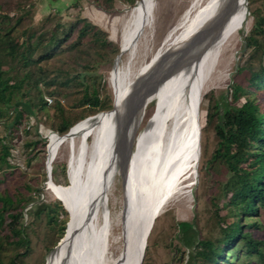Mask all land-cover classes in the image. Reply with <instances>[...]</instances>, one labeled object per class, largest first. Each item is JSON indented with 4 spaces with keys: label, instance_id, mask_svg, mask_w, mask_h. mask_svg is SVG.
<instances>
[{
    "label": "bare ground",
    "instance_id": "1",
    "mask_svg": "<svg viewBox=\"0 0 264 264\" xmlns=\"http://www.w3.org/2000/svg\"><path fill=\"white\" fill-rule=\"evenodd\" d=\"M157 2L140 0L121 17L120 49L129 60L110 74L114 108L82 122L67 136L50 138L47 187L68 209L70 221L48 264H143L156 218L176 197H188L198 180L204 96L226 44L245 21L247 1L192 0L151 62L134 69L136 51L153 38ZM209 27L214 33L205 42L203 32ZM197 41L199 47L194 46ZM155 102L158 111L142 135L119 213L123 230L114 255L109 196L138 124ZM63 145L70 157L66 188L52 178Z\"/></svg>",
    "mask_w": 264,
    "mask_h": 264
},
{
    "label": "rangeland",
    "instance_id": "2",
    "mask_svg": "<svg viewBox=\"0 0 264 264\" xmlns=\"http://www.w3.org/2000/svg\"><path fill=\"white\" fill-rule=\"evenodd\" d=\"M191 1L158 0L153 38L148 44L141 45L136 51L133 58L134 69H139L145 63L151 62L163 46L168 33L178 24L191 5ZM246 1L245 25L244 23L241 24L234 37L226 44L227 47L224 48L222 61L206 90V92H209L204 96L201 129L206 124L211 92H214L215 97L229 93V102L239 106L246 100L256 97L253 87L249 85V79L253 70L259 68L261 55L260 52L256 53L255 50L249 48L246 41L252 36L255 24V19L251 13L261 7L264 0L259 2L256 0L257 2L250 6L248 0ZM130 9L131 7L129 8L126 4V0H116L114 4H110L106 0H0V15H8L12 18L13 23L17 25L15 37L20 43L23 41L28 42L34 49L38 48L40 43L48 39L57 30L58 24L63 26L59 28L61 32H67L71 27H76L69 40L56 50L55 57L43 62L40 67L43 71H46L49 77L59 75L58 80L60 82L66 78L63 73H69L73 76H85V85L91 86L94 84L101 101L109 103L112 107L115 97L110 84L112 72L122 60L124 63L129 60V55L122 56L120 39L123 29L122 18ZM83 20L86 22H83ZM86 23H89L94 31L98 30L100 32L96 36L89 34L85 39L79 41L78 33ZM256 37L264 43L263 36L256 35ZM4 69H7V67L5 66ZM218 77H221V79ZM82 84L83 82L81 84L73 83L64 88L62 96L49 97L52 99V103L48 102V113L40 115L39 120L33 117L28 123L24 122L20 129L19 139L14 141L15 143L13 142L12 156L9 160L14 167L0 171V193H8L16 197L21 195V197L34 198L35 204L33 206L32 204L29 205L24 210V225L28 228V236L31 242V253L24 259L26 264H48L50 255L65 238L64 236L58 244L60 228L56 224H47L45 214L35 221L33 217L26 214L28 209H34L36 205L42 203L52 206L56 203L62 204L47 187L49 183L47 169L49 141L51 136L57 135L51 132H54L61 123L60 114L54 107L56 102L59 101L64 108L65 117L72 120L73 128L104 113L94 115L89 106H77L85 91V86ZM234 84H240L247 91V94L242 96L238 102L231 95L230 87H233ZM44 88L46 89L45 86ZM259 94L262 102L258 104L261 111H264V94L263 92ZM157 111L158 102H155L150 104L142 116L136 135L124 157L122 172L114 180L111 189L106 211L112 216L113 230L110 240H112L113 246L111 249L114 255H117L121 245L119 239L123 230V223L118 227L119 213L125 204V196L130 183L136 153L141 144L142 135ZM13 119L14 115L6 116L2 121L10 123ZM0 124L1 137L6 132L4 125ZM25 130H28V132ZM89 141L91 142V140ZM217 142L218 139L212 126L208 127V131L204 135L201 133L197 184L195 183L190 189L188 197L185 194L176 197L166 205L160 217L156 218L143 264H203V260L192 257L191 252L183 247L179 241L178 224L181 222H194L201 236L206 238L218 236L216 205L221 208L226 205L225 198L219 193V188L224 187L226 183L224 180L227 179L228 173L226 167L220 161L213 164L212 167L209 166L210 169L205 168L207 166L206 161L216 148ZM69 159L68 147L63 145L56 155L53 169L55 181L58 183L55 184L64 188L69 186V177L67 179L69 175L64 176L63 173V169H65L66 173L68 171L69 174ZM224 211L220 213L222 216L225 215ZM260 214L257 219L262 223V226L260 229H253L252 231L256 239L264 242V211ZM261 249L264 252V245ZM0 252L6 262L9 257L11 258L16 253L7 245L4 246L2 240H0ZM241 254H239V259L235 261L236 264H264V258H259L257 255L245 258Z\"/></svg>",
    "mask_w": 264,
    "mask_h": 264
},
{
    "label": "trees",
    "instance_id": "3",
    "mask_svg": "<svg viewBox=\"0 0 264 264\" xmlns=\"http://www.w3.org/2000/svg\"><path fill=\"white\" fill-rule=\"evenodd\" d=\"M106 1L110 4L116 2V0ZM137 1L139 0H126V4L130 8ZM257 1L248 0V5ZM252 14L255 19L253 34L246 42L249 48L256 53L260 52L261 55L259 68L253 70L249 79V85L253 87L256 97L246 100L239 106L229 102V93L215 97L214 92H211L203 129L200 121V136L212 126L218 139L216 148L206 161L205 168L212 167L220 161L228 173L224 187L219 188L226 205L222 207L223 209L216 205L218 236L209 238L201 236L194 222L178 224L179 241L191 252L192 257L203 260V264H236L235 261L239 259L240 253L245 258L254 255L264 258L261 249L264 242L256 239L252 231L261 228L262 223L257 218L264 211V111H261L258 104L262 102L259 93L264 94V43L256 37L258 35L264 38V3ZM16 26L11 17L0 15V105L2 106L0 123L4 125L6 132L0 137V171L14 167L9 160L12 156L13 142L19 139L24 122L28 123L33 117L39 120L40 115L47 114L49 110L47 98L62 96L66 86L83 82L85 91L77 106H89L94 115L113 108L109 103L101 101L94 84L85 85V76L63 73L66 78L60 82L59 75L49 77L40 67L43 62L55 57L56 50L69 40L76 27L61 32L59 28L63 26L58 24L57 30L34 49L28 42L18 41L14 35ZM99 32L94 31L93 27L86 23L78 33V40L82 41L89 34L96 36ZM5 66L7 69H4ZM230 89L232 98L237 102L247 94L240 84H234ZM54 107L60 114L61 123L51 133L65 136L74 127L72 120L65 117L64 108L59 101ZM13 115L14 119L10 123L2 121L6 116ZM203 155L202 141V158ZM63 173L64 176L68 175L65 169ZM53 180L57 183L54 169ZM31 204L32 206L35 204L32 197L26 198L21 195L16 197L8 193H0V240L3 241L4 246L7 245L16 251L7 262L0 252V264H26L24 259L31 253V242L28 228L24 225V210ZM223 211L225 215L222 216L220 213ZM26 214L33 217L34 221L45 214L47 224L59 226L58 244L65 236L69 215L63 203H56L53 206L42 203L36 205L34 209H28ZM241 244L243 245L239 248Z\"/></svg>",
    "mask_w": 264,
    "mask_h": 264
},
{
    "label": "water",
    "instance_id": "4",
    "mask_svg": "<svg viewBox=\"0 0 264 264\" xmlns=\"http://www.w3.org/2000/svg\"><path fill=\"white\" fill-rule=\"evenodd\" d=\"M215 27H216V25H215ZM210 28V27H209ZM207 29L205 32H203V37H205V42H208V41H210V35H211V33H214V28L213 27H211L210 29ZM212 31V32H211ZM211 32V33H210ZM213 37V36H212ZM209 39V40H208ZM204 42V41H203ZM202 43H201V41H197L196 43H195V45L194 46H196V47H199L200 45H201ZM191 48V47H190ZM121 56V55H120ZM119 57V56H118ZM113 108H114V103H113ZM69 134V133H68ZM67 134V135H68ZM49 177V179L51 180V176L49 175L48 176ZM65 207V206H64ZM65 209L67 210V212H68V214H69V217H70V213H69V211H68V209L65 207ZM68 227V226H67ZM142 264V263H141Z\"/></svg>",
    "mask_w": 264,
    "mask_h": 264
},
{
    "label": "built area",
    "instance_id": "5",
    "mask_svg": "<svg viewBox=\"0 0 264 264\" xmlns=\"http://www.w3.org/2000/svg\"><path fill=\"white\" fill-rule=\"evenodd\" d=\"M47 101H48L49 103H52V99H50V98H47Z\"/></svg>",
    "mask_w": 264,
    "mask_h": 264
}]
</instances>
